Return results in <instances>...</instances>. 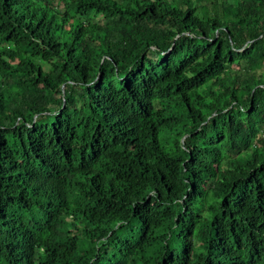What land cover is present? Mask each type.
Wrapping results in <instances>:
<instances>
[{
	"label": "trees",
	"instance_id": "trees-1",
	"mask_svg": "<svg viewBox=\"0 0 264 264\" xmlns=\"http://www.w3.org/2000/svg\"><path fill=\"white\" fill-rule=\"evenodd\" d=\"M0 264H264V0H0Z\"/></svg>",
	"mask_w": 264,
	"mask_h": 264
},
{
	"label": "clouds",
	"instance_id": "clouds-1",
	"mask_svg": "<svg viewBox=\"0 0 264 264\" xmlns=\"http://www.w3.org/2000/svg\"><path fill=\"white\" fill-rule=\"evenodd\" d=\"M41 180H45V182L47 183L48 180L50 181H59L61 180V177L57 174L54 173H49V168H47L46 166H44V174L40 177L37 178H32L29 180H19L16 183L12 184V189L13 191L17 194L18 190L24 186H26V191L27 192H31L35 195L40 196V192L38 191V189L35 187V184L38 183Z\"/></svg>",
	"mask_w": 264,
	"mask_h": 264
}]
</instances>
